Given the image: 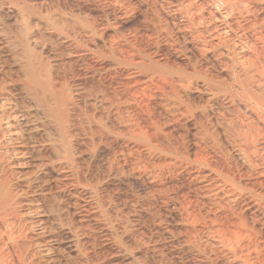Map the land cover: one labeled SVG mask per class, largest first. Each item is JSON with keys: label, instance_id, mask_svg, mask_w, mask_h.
<instances>
[{"label": "bare ground", "instance_id": "1", "mask_svg": "<svg viewBox=\"0 0 264 264\" xmlns=\"http://www.w3.org/2000/svg\"><path fill=\"white\" fill-rule=\"evenodd\" d=\"M129 6L143 13L154 35L172 50V65L146 60L135 45L120 44L119 34L98 28L72 8L47 0H0L4 83L32 104V112H40L24 113L27 117L47 119L46 129L28 122L27 130L43 140L27 150L35 153L29 163L43 193L40 208L72 231L73 255L62 264H101L76 231L90 225L87 206H94L90 216L121 234L129 225L136 233L144 230L130 222L127 206L102 187L82 159L94 141L110 135L148 154L137 158L136 168L159 181L157 192L172 187L169 174L200 170L211 180L195 181L192 196L179 205L177 244L170 251H183L196 264H264V192L240 184L236 176L264 181V50L245 36L244 1L130 0ZM83 59L108 63L87 74V67L77 66ZM219 99L236 104L239 113H218ZM184 124L189 130L181 138L176 131ZM8 127L0 110V137ZM211 154L224 156L229 168L212 166ZM14 190L0 178V264H33L28 245L17 243L26 238L29 201H19ZM131 241L133 248L136 240ZM120 246L131 248L130 242Z\"/></svg>", "mask_w": 264, "mask_h": 264}, {"label": "rangeland", "instance_id": "2", "mask_svg": "<svg viewBox=\"0 0 264 264\" xmlns=\"http://www.w3.org/2000/svg\"><path fill=\"white\" fill-rule=\"evenodd\" d=\"M243 1L247 8L244 22L248 31L245 36L249 40H254L258 49L264 50V0ZM47 2L72 8L76 13L94 19L98 28H107L109 34H119L120 44L137 47L146 56V60L150 59L157 64L167 66L173 63L172 50L162 39L154 35L143 13L129 6L130 0H47ZM259 35L262 38H259ZM100 41L101 39H97L96 42L100 44ZM100 64L105 65L100 61L83 59L77 63V66L83 69L87 67L86 73L91 74L93 68L97 69ZM4 76V65L0 64V101H2L0 110L5 113V120L9 126L7 129L12 134L8 135L10 134L8 132L0 137V178L9 181L19 201H29L28 209L24 211L26 214L24 221L27 223L26 238L20 237L17 243L28 245V255L33 264H62L63 260L69 263L68 259L73 255L70 249L72 231L63 222L55 221L45 209L40 208V206L44 207L43 193L39 185L33 183V172L29 163V157L35 153L31 155L27 150L29 146L38 145L43 140L42 136L39 137L27 130L28 122L30 125L41 123L43 128H40L46 129L47 119L41 114L27 117L24 113L40 112H32L33 106L24 96H21L24 97L23 99L17 98L16 91L4 83L7 82L3 80ZM191 95L195 96L192 93ZM158 102V99L152 101V103ZM233 104L219 99L214 109L218 113L229 115L239 113L236 104ZM165 129L170 131L172 126L168 125ZM177 130L179 132L176 133L182 138V134L189 130L188 124L182 125V128L177 127ZM183 146L189 154H192L193 149L188 142H184ZM11 148L15 149V159L12 157ZM140 156L148 157V154L142 148H136L126 138L110 135L100 141H94L85 149L82 159L98 174L102 187L107 185V191L118 202L127 206L130 222H139L144 228L143 232L136 233L129 225L126 226L125 234H121L112 226L102 225L99 218L90 216L94 206H87L85 214L89 217L90 225L88 228L76 230L78 237L87 238L89 253L93 254L101 264H107L106 260H109V264H127L125 260L127 258L132 260H130L131 264L134 260H142L143 264H196L187 253L182 251L174 254L169 249L177 244L173 227L181 214V202L192 196L195 181H203L205 184L211 180L205 178V172L200 170L188 171L187 174L182 175L169 174L168 179H171L172 187L168 191L157 192L160 187L159 181L136 168L137 158ZM153 157L158 159L156 156ZM209 161L212 166L223 168V171L229 168L224 156L211 154ZM236 176L240 184L264 192L263 177L248 174ZM20 192L24 195H18ZM76 196L86 200L83 193H78ZM242 213L251 222L250 213L247 210H242ZM262 232L260 239L264 242V230ZM132 238L136 240L134 249ZM129 242L131 248L120 246L121 244L128 246Z\"/></svg>", "mask_w": 264, "mask_h": 264}]
</instances>
